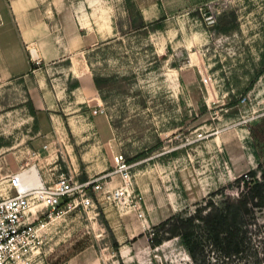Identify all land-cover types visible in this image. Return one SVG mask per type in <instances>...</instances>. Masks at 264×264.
Wrapping results in <instances>:
<instances>
[{
  "label": "rangeland",
  "instance_id": "rangeland-1",
  "mask_svg": "<svg viewBox=\"0 0 264 264\" xmlns=\"http://www.w3.org/2000/svg\"><path fill=\"white\" fill-rule=\"evenodd\" d=\"M38 1L73 51L0 83V194L21 169L15 182L72 174L92 206L42 217L29 264H264V212L231 259L205 231L196 260L178 238L149 242L164 220L221 204L236 178L264 171V0H102L103 32L89 6L92 31L78 20L87 0ZM0 24L13 29L8 0Z\"/></svg>",
  "mask_w": 264,
  "mask_h": 264
},
{
  "label": "trees",
  "instance_id": "trees-1",
  "mask_svg": "<svg viewBox=\"0 0 264 264\" xmlns=\"http://www.w3.org/2000/svg\"><path fill=\"white\" fill-rule=\"evenodd\" d=\"M235 184L231 189L236 192L222 194L221 204L212 197L199 204L193 214L181 213L155 226L149 239L151 246L158 247L165 240L178 238L190 257L196 260L198 251L204 248L202 232L205 231L212 246L225 258L244 254L250 249L247 227L257 220V212H264V171L258 175L255 169H251L236 178Z\"/></svg>",
  "mask_w": 264,
  "mask_h": 264
},
{
  "label": "crops",
  "instance_id": "crops-1",
  "mask_svg": "<svg viewBox=\"0 0 264 264\" xmlns=\"http://www.w3.org/2000/svg\"><path fill=\"white\" fill-rule=\"evenodd\" d=\"M8 3L12 13L13 29L10 32L7 30L6 24H0V83L26 78L33 72V67L36 64L29 56L31 48L37 50L39 65L44 66L69 58L73 50L70 48L67 37L62 38L60 33L59 37L57 36L58 32L56 33V31H60L57 30L58 25L55 26L53 22H50L46 13L41 10L38 0H8ZM88 6L93 11L99 31H110V9L105 6L102 0H87V5L78 10L80 23L85 27L89 25L90 15L86 9ZM88 29L92 31L91 26ZM69 35L70 38L74 37V34L70 33ZM75 38H78L77 34H75ZM72 70L79 78L84 73V63L78 56L72 57ZM37 76L44 84L40 79L42 76L44 79V73L39 72ZM89 83L91 95H94L96 88L93 79ZM85 89L88 93V89ZM91 99L96 98L92 96ZM83 103L82 98L80 104ZM53 106L54 103L51 101L50 107Z\"/></svg>",
  "mask_w": 264,
  "mask_h": 264
},
{
  "label": "built area",
  "instance_id": "built-area-1",
  "mask_svg": "<svg viewBox=\"0 0 264 264\" xmlns=\"http://www.w3.org/2000/svg\"><path fill=\"white\" fill-rule=\"evenodd\" d=\"M48 149L44 146L42 151L45 153ZM34 156L42 155L38 152ZM116 161L125 165L123 156ZM25 170L6 176L12 180L11 195L4 197L0 194V264H29L28 255L35 243V227L37 223L40 225L42 217H51L62 206L73 209L92 206L91 199L86 197L88 186L81 184L72 174H53L55 178L52 187L36 178L31 180L19 177V182H15L13 177ZM34 203H42L44 207L36 219L30 221L25 213Z\"/></svg>",
  "mask_w": 264,
  "mask_h": 264
},
{
  "label": "bare ground",
  "instance_id": "bare-ground-1",
  "mask_svg": "<svg viewBox=\"0 0 264 264\" xmlns=\"http://www.w3.org/2000/svg\"><path fill=\"white\" fill-rule=\"evenodd\" d=\"M31 49H35V48H31ZM27 170H25V171H23V172H20V174H22V173H25ZM19 174V175H20ZM15 177H17V176H15ZM31 180L32 179H35L34 177H32V176H30L29 177ZM42 180H43V182L45 183V184H49L51 181H53L52 179H50L49 180V182L46 180H44V178H41ZM13 180H14V177H13ZM10 181V180H9ZM15 181V180H14ZM12 182V180L10 181V183ZM126 189H128V191L127 192H129V188L128 187H124V188H119L118 189V191H117V193H116V195L115 196H118V197H121V194L122 195H124L125 193H124V191L126 190ZM43 204L42 203H34V204H32L31 206H30V208L26 211V213H25V217L28 219V220H30V221H32V219H36V217L38 216V213L43 209ZM44 228H45V226H44ZM35 233H36V227H35ZM34 248V246L32 247V249ZM36 251V249L34 250V252ZM30 256V254L28 255V257ZM19 263H21V262H19Z\"/></svg>",
  "mask_w": 264,
  "mask_h": 264
},
{
  "label": "water",
  "instance_id": "water-1",
  "mask_svg": "<svg viewBox=\"0 0 264 264\" xmlns=\"http://www.w3.org/2000/svg\"><path fill=\"white\" fill-rule=\"evenodd\" d=\"M29 56H30L33 63L39 62V55H38L36 49H29Z\"/></svg>",
  "mask_w": 264,
  "mask_h": 264
}]
</instances>
